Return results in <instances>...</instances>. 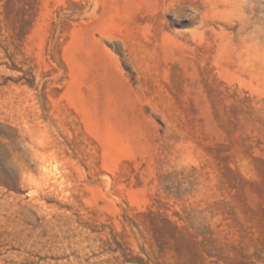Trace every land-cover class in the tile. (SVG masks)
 I'll list each match as a JSON object with an SVG mask.
<instances>
[{"label":"rangeland","instance_id":"374dc122","mask_svg":"<svg viewBox=\"0 0 264 264\" xmlns=\"http://www.w3.org/2000/svg\"><path fill=\"white\" fill-rule=\"evenodd\" d=\"M0 264H264V0H0Z\"/></svg>","mask_w":264,"mask_h":264}]
</instances>
